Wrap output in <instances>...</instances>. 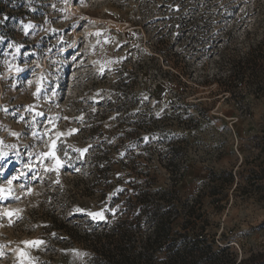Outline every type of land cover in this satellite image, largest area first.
<instances>
[{
    "label": "rangeland",
    "instance_id": "obj_1",
    "mask_svg": "<svg viewBox=\"0 0 264 264\" xmlns=\"http://www.w3.org/2000/svg\"><path fill=\"white\" fill-rule=\"evenodd\" d=\"M133 168L173 240L195 207L218 259L264 253V0H0V264H99Z\"/></svg>",
    "mask_w": 264,
    "mask_h": 264
},
{
    "label": "trees",
    "instance_id": "obj_2",
    "mask_svg": "<svg viewBox=\"0 0 264 264\" xmlns=\"http://www.w3.org/2000/svg\"><path fill=\"white\" fill-rule=\"evenodd\" d=\"M100 166L98 165L99 168ZM182 175L183 172L180 176ZM132 176L133 180L130 181L132 190L126 197V202L130 203L127 219L134 217L132 223L135 221L136 224L132 226V223L128 225L125 222L127 226L117 225L115 230L104 231L101 235L92 237L91 249L97 260L100 261L99 264H155L153 263L155 250L152 246L166 242H168L167 249L169 250L166 258L162 261L163 264H231L223 261L222 257L217 258L218 253L213 252L212 244H205L206 238L202 228H196L197 219H194L195 210H193L195 207L188 209L183 207L181 212L186 217L183 225L186 232L180 233L181 239L173 240L170 224L164 226V223L165 219L171 218L175 211L180 212L178 204H175L173 199L168 198L169 194L166 191H161L160 194L158 192L160 190L153 188L150 169L133 168ZM196 200L198 202V199ZM172 202L175 211L170 210ZM141 220H155V222L152 235L142 242L144 252L136 254L133 250L134 246L130 244L136 240L135 234L141 229L140 224H138ZM192 224L193 226H191ZM239 264H264V253L257 257L242 259Z\"/></svg>",
    "mask_w": 264,
    "mask_h": 264
},
{
    "label": "snow or ice",
    "instance_id": "obj_3",
    "mask_svg": "<svg viewBox=\"0 0 264 264\" xmlns=\"http://www.w3.org/2000/svg\"><path fill=\"white\" fill-rule=\"evenodd\" d=\"M53 155H54V153H53ZM91 215H93V216H100L101 219L103 218L102 214H99V213H92Z\"/></svg>",
    "mask_w": 264,
    "mask_h": 264
}]
</instances>
